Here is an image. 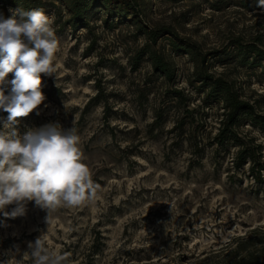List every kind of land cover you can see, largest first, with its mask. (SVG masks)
<instances>
[{"label":"rangeland","instance_id":"1","mask_svg":"<svg viewBox=\"0 0 264 264\" xmlns=\"http://www.w3.org/2000/svg\"><path fill=\"white\" fill-rule=\"evenodd\" d=\"M131 2L142 31L131 17L106 23L102 10L73 27L60 0L26 1L49 17L59 48L55 76L41 74L45 101L16 127L20 135L75 127L99 189L93 202L58 208L48 224L34 201L24 216L0 213V262L31 264L23 253L46 233V246L70 253V264H211L237 236L264 225V128L235 124L238 140L219 145L229 108L222 98L208 101L210 87L196 77L230 84L264 118L263 67L222 54L238 42L264 54V8L258 0ZM10 10L19 9L2 0L0 14ZM153 30L161 34L151 42L143 31ZM178 41L192 53L175 51ZM153 54L171 78L153 66ZM7 115L0 111V128ZM245 147L254 159H240Z\"/></svg>","mask_w":264,"mask_h":264},{"label":"clouds","instance_id":"2","mask_svg":"<svg viewBox=\"0 0 264 264\" xmlns=\"http://www.w3.org/2000/svg\"><path fill=\"white\" fill-rule=\"evenodd\" d=\"M258 7L264 8V0H258ZM10 11L13 14L7 18L0 14V111L8 114L0 128V213L8 218L24 216L27 203L34 201L46 212L48 224L60 207L93 202L99 185L83 162L75 127L62 130L48 125L23 135L18 132V118L27 117L46 99L41 74L55 76L59 41L42 10ZM9 73L11 80L6 79ZM9 205L13 207L6 210ZM45 235L29 242L22 257L31 264H70L71 254L50 250ZM0 264L22 261L13 256Z\"/></svg>","mask_w":264,"mask_h":264},{"label":"trees","instance_id":"3","mask_svg":"<svg viewBox=\"0 0 264 264\" xmlns=\"http://www.w3.org/2000/svg\"><path fill=\"white\" fill-rule=\"evenodd\" d=\"M27 0H3L4 3L16 7L22 11H30L31 7L26 4ZM63 2L72 17L67 20L73 27L78 24L87 25V20L99 10H102L108 19H112L114 16L120 17L122 19L131 20L136 24L137 30L142 31L144 25L140 20L139 12L137 9V4L131 2V0H60ZM2 2V0H0ZM147 34L148 39L154 42L157 37L160 36L159 30H153L152 32L143 31ZM172 43L175 51L185 50L192 53L191 50L187 49L186 43ZM234 53H222L223 58L227 57H238V62L246 65L250 68L259 64L260 68L264 69V54L261 50L256 47H250V45H244L242 43H237ZM149 52L147 49H142L138 52V56L142 52ZM198 53H195L197 55ZM248 55H252V59L248 60ZM205 55H202L199 61L202 63L205 61ZM152 62L153 66L159 70L165 77L171 78L172 72L166 66L159 57L153 56ZM260 60L263 62L261 63ZM263 64V65H261ZM196 77L203 80V85L210 87L207 93L206 99L212 101L216 98H222L226 106L229 108L227 114V119L225 122V127L221 130L219 135L216 137L219 145L223 146L227 142H232L238 140L235 134L229 128L235 124L247 121L255 126L264 128V118L261 116H256L248 104H244L237 99V91L232 88L230 84L222 81L221 79L212 80L207 75L200 72L196 73ZM10 74L6 77L8 79ZM264 79V72L262 73ZM7 94V92H6ZM254 148L245 147L241 151L240 159L253 158L254 159ZM214 261L211 264H264V225L256 228L250 229L247 233L237 236L234 243L227 249H223L220 252L214 253Z\"/></svg>","mask_w":264,"mask_h":264}]
</instances>
